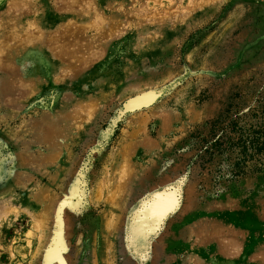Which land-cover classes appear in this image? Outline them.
I'll return each instance as SVG.
<instances>
[{
	"label": "rangeland",
	"instance_id": "obj_1",
	"mask_svg": "<svg viewBox=\"0 0 264 264\" xmlns=\"http://www.w3.org/2000/svg\"><path fill=\"white\" fill-rule=\"evenodd\" d=\"M105 20L119 28L96 40ZM69 25L91 46L51 65L37 35ZM81 98L93 108L41 163L45 119ZM58 262L264 264V0H0V264Z\"/></svg>",
	"mask_w": 264,
	"mask_h": 264
},
{
	"label": "bare ground",
	"instance_id": "obj_2",
	"mask_svg": "<svg viewBox=\"0 0 264 264\" xmlns=\"http://www.w3.org/2000/svg\"><path fill=\"white\" fill-rule=\"evenodd\" d=\"M69 1H71V0H69ZM73 3H74V1L71 2L70 8H73L75 6V4H73ZM81 3H83V2H81ZM98 17L99 16L97 15V18ZM108 18H110V17H108ZM68 21H71V20H68ZM66 24H68V23H66ZM66 24H64V25H66ZM116 26H119V25L116 24V22L114 20H105V26H103V28H101L99 30V32L96 34L95 39L96 40H99V39L106 40L107 37H109L111 34H113L115 30H118L117 28H119V27H116ZM36 27H38V26H36ZM13 30H14V28H13ZM34 30H35V28L32 30L33 31L32 36H33V34H36V31H34ZM80 30H82L80 25L79 26H77V25L76 26H70L69 25V26H60L56 30H54V32H52V33H49V32H46L48 34H45V32H41L40 34L37 33L38 34L37 38H41L42 41L43 40H45V41L40 42L39 40H41V39H38L35 44L38 45V43H41V45L44 44L46 46L49 53H44V55L47 58V60L51 63V65H52V63H54V61H56L55 57L57 58L58 56H60V57L64 58L66 62H68L67 68L68 67L74 68L81 61V57L79 55H77V53H78L77 51H79V49L76 50V48H75L77 46L75 43V41H78L77 38L78 37H79V39L83 38V41H84L83 44H84L86 50L89 49L88 47H90L91 43H92L90 39L84 38L81 36L82 33H80ZM154 36H155V34H154ZM29 39L31 40L32 37H30L28 33L24 34V35L23 34H17L16 36H14L11 39V47H15L16 49L19 47H22L26 42L29 41ZM57 52L60 53L61 55H58ZM91 57H92V55H91ZM153 93H152V91H150V93L149 92L144 93L141 96V98H138V100L137 99L133 100L132 103H135V102L137 103L140 101V99H143L144 101L151 100L154 97ZM67 103H68V105L66 104L67 110L60 112L56 117L55 116H49V118H46L45 122L42 124L43 131H42L41 135L38 136V140L41 139L42 141L46 142L49 146L48 149L50 152L47 156H45V158H43L44 160H40L41 163H44L46 160L50 161L52 159L59 158L62 147L65 144L64 143L65 138H66L65 135L69 131V128L73 124H77L83 118L84 111L91 110V107H92V103L89 102V100H87L85 98L72 99L70 101H67ZM88 112H90V111H88ZM88 112H85L84 118L86 117V115H88ZM168 120H170V119L166 118V122ZM132 149H133V146L130 143L127 145L125 144L124 146L121 147V149L119 150V152L116 156V162L115 163L117 164V170L118 171L120 170L119 174H122V175L124 174L123 179H121L122 176H120V178H119L121 180V182L113 181V179L111 181L109 180L110 184L108 185V190L107 191L106 190H102V191L100 190V192H99L102 195H107L106 199L108 202L111 201V202L115 203L117 197L120 195V193L123 189V186H124L125 181H126V177L127 176L130 177V175L133 174V173H130L132 165H131V161H130L131 156L129 153V151ZM118 177L119 176H117L116 179ZM54 179H55V177H54ZM46 194H47L46 191H44L43 189L37 190L34 194L35 202L37 204H39L40 201L44 199ZM42 215H37L35 219H37L40 222L42 220ZM103 224L105 226H108L110 224V222L107 219V220L103 221ZM36 227L38 228V225ZM55 257L58 258L57 256H55ZM59 260H60V258H59Z\"/></svg>",
	"mask_w": 264,
	"mask_h": 264
},
{
	"label": "water",
	"instance_id": "obj_3",
	"mask_svg": "<svg viewBox=\"0 0 264 264\" xmlns=\"http://www.w3.org/2000/svg\"><path fill=\"white\" fill-rule=\"evenodd\" d=\"M148 92H150V90H148V91H145V92H141V93H139V94H137V95H135V96H133V97H131V98H129L127 101H126V103L124 104V110L125 111H127V110H133V109H137V108H140V107H142V106H147V105H149L151 102H153L154 101V99H155V97L157 96V94L154 92L153 94H154V97L151 99V100H148V101H144L143 99H140V101L137 103V104H132L131 102L133 101V100H138V98H141V96L144 94V93H148ZM143 100V101H142ZM159 204V201L158 202H156V203H154L153 205H156V204ZM57 225V224H56ZM57 228V230L55 229L54 230V232H53V236H52V238H51V240H50V243H49V245H48V247H47V249H46V251H45V255H44V260H45V262L46 261H48L49 260V256H48V253H49V249H50V247H52V243H54V241H55V238H60V231L58 230V227H56ZM61 241V240H60ZM62 250H63V248H62Z\"/></svg>",
	"mask_w": 264,
	"mask_h": 264
}]
</instances>
